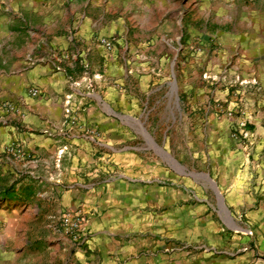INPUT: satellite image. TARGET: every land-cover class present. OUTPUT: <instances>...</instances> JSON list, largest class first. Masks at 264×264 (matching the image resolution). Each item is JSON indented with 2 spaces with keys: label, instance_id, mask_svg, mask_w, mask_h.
Masks as SVG:
<instances>
[{
  "label": "crops",
  "instance_id": "0c3cea01",
  "mask_svg": "<svg viewBox=\"0 0 264 264\" xmlns=\"http://www.w3.org/2000/svg\"><path fill=\"white\" fill-rule=\"evenodd\" d=\"M203 4L232 23L233 66L221 54L212 66L225 75L201 143L212 182L192 190L160 149L166 76L140 67L165 64L166 25L186 27ZM68 102L79 108L69 127ZM232 108L255 132L250 156L219 136ZM0 113L17 117L0 126V264H232L241 250L229 224L264 217V0H0ZM67 212L85 218L78 243L61 225Z\"/></svg>",
  "mask_w": 264,
  "mask_h": 264
},
{
  "label": "rangeland",
  "instance_id": "374dc122",
  "mask_svg": "<svg viewBox=\"0 0 264 264\" xmlns=\"http://www.w3.org/2000/svg\"><path fill=\"white\" fill-rule=\"evenodd\" d=\"M179 2L181 3L182 0ZM208 8V5L203 4L201 17L188 16L186 27L182 22L175 23V19H173L174 24L166 25V63L161 64L155 61L140 67L141 74L158 73L160 76H166V150L160 149L166 158V167H171L176 171L175 178L178 184L192 190L198 186L200 179L208 183L212 182L209 173L214 164L211 162V157L207 156L209 153L207 146H202L201 143L213 135L212 124L216 126L218 120V116L214 119L216 112L213 88L218 83H222L223 76H225L214 74L212 66L220 54L224 71L233 66L230 64L232 51L226 46L229 41L224 34L231 32L232 23L229 22L226 15L222 16L225 12L221 14L213 10L211 15L207 16L206 14L210 13ZM148 52L156 56L152 49H149ZM241 84L243 82L238 80L232 82L236 89ZM151 88H153V84L150 85L149 90ZM162 95V92L154 94L155 97ZM156 100H151L149 109L154 106ZM8 103V107L12 106L10 102ZM164 107L165 104L160 106L157 104L156 109L162 111ZM17 114L15 112V115ZM153 114L154 112H152ZM222 115L224 113H219V116L222 117ZM7 116L0 113V126L3 125V120L9 123L11 120L14 122L13 119L17 118L7 119ZM220 126L219 136L222 139L226 138V142H228V138L232 139L230 127L226 126L227 129H225L221 124ZM144 131L148 133L149 130L145 128ZM5 144L3 140L0 141V155L3 154ZM15 145V147H10H14L17 151L22 149V146ZM9 157L12 161L17 158L12 154ZM10 166L14 168L16 163H10ZM172 181L166 179V186L170 185ZM220 196L224 201L223 195L220 194ZM224 211L228 210L224 208ZM229 225L233 227L229 238L231 240L235 238V241H231L236 245L234 252L241 250L239 254L241 258L235 262L232 258H228L230 263L264 264V217L257 219L254 223L243 222L238 225ZM245 247L247 251L242 250Z\"/></svg>",
  "mask_w": 264,
  "mask_h": 264
},
{
  "label": "built area",
  "instance_id": "2783aa9c",
  "mask_svg": "<svg viewBox=\"0 0 264 264\" xmlns=\"http://www.w3.org/2000/svg\"><path fill=\"white\" fill-rule=\"evenodd\" d=\"M101 42L107 47L108 50H112L114 47L113 42L107 39H102ZM29 93L31 96L35 97L39 95V90L32 88L30 89ZM78 111V106L74 105L72 102L67 103L65 110L66 126L69 127L77 124ZM242 115L243 112L239 108H232L224 112V117L229 122L232 139H234L246 151L247 155L250 156L254 145L253 140L255 137V132L249 128L248 120L243 118ZM11 150V147L6 149V151ZM60 221L66 235L73 242H80L83 236V228L85 223L84 216L81 214L67 212L61 216Z\"/></svg>",
  "mask_w": 264,
  "mask_h": 264
}]
</instances>
